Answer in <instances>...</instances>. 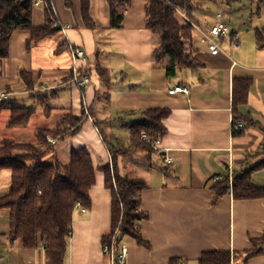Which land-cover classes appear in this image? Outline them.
Masks as SVG:
<instances>
[{
  "label": "crops",
  "instance_id": "0c3cea01",
  "mask_svg": "<svg viewBox=\"0 0 264 264\" xmlns=\"http://www.w3.org/2000/svg\"><path fill=\"white\" fill-rule=\"evenodd\" d=\"M51 2L58 32L29 45L31 33L16 31L0 75V92H9L8 101L33 102L37 107L35 98L40 93L49 96L51 111L37 108L25 129L9 128L10 112L0 111V143L20 141L35 117H46L49 126L36 127L30 141L39 129L56 128L65 115L81 117L86 111L88 119L80 132L55 149L60 162L67 165L72 149L86 147L100 168L112 163L106 129L116 140L114 152L129 149L130 126L144 121L149 110H166L160 150L118 158L124 174L147 184L140 206L147 218L140 226L149 246L127 237L123 242L129 249L126 264H200L205 254L215 252L230 253L232 264H264V198L237 200L232 192L217 198L212 183L215 176L230 171L234 176L264 163V3L235 0L227 5L229 11H224L225 5L211 15L198 11L197 26L205 31L216 14L224 12L240 47L235 49L227 39L220 44L222 51L212 52L195 29L197 57L205 68L185 70L169 79L153 61L157 38L146 27L149 0H131L120 29L110 28L107 0H91L94 29L85 25L80 0H70L72 8L66 0ZM45 22V7L39 5L33 26L39 28ZM73 47L83 49L89 58L87 64L76 65L79 72L88 68L92 80L84 90L74 83ZM93 54L97 55L94 65ZM99 67L109 72L110 82L105 83ZM23 74L31 77L36 97ZM246 83L248 94L241 101L238 92L244 91ZM177 86L188 88L189 94L170 95L169 90ZM239 123L244 128L237 129ZM121 130L126 144L117 138ZM169 156L174 163H165ZM96 175L93 207L85 213L82 208L75 211L64 264H109L103 237L111 232L112 196L104 173L97 170ZM251 180L264 189V166L252 173ZM10 186L11 172L3 171L0 198ZM255 248L261 252L251 255ZM0 264H50L42 248L27 250L20 241L11 242L7 211L0 213Z\"/></svg>",
  "mask_w": 264,
  "mask_h": 264
},
{
  "label": "trees",
  "instance_id": "16d2710c",
  "mask_svg": "<svg viewBox=\"0 0 264 264\" xmlns=\"http://www.w3.org/2000/svg\"><path fill=\"white\" fill-rule=\"evenodd\" d=\"M80 1L85 25L94 29L96 24L91 17V0ZM212 1L215 0H149L146 27L157 38L153 61L166 71L169 79L185 70L205 68L197 57V31L190 22L198 25L196 13L203 11L204 5ZM234 1L217 2L232 5ZM258 1L264 3V0ZM107 2L110 28H122L131 0ZM36 3L45 7L46 22L39 28L33 26ZM66 5L72 8L70 0H66ZM56 26L51 0H0V75L2 63L9 56L10 39L16 31H29V45H32L55 35L58 32ZM86 69L80 71L90 76ZM98 71L105 83L110 82L107 70L99 67ZM23 78L34 95L31 77L23 74ZM248 89V83L244 85V91L239 89L241 101L248 94ZM6 93L9 94L8 91ZM36 95L37 107L19 106L8 100L0 102V111L10 112L9 128H27L37 108L47 113L51 111L49 96ZM168 114L166 110L147 111L144 121L130 126L131 147L116 152L110 147L112 163L100 168L95 167L86 147L72 149L67 165L60 162L55 149L58 143L80 132L88 119L86 111L81 117L65 115L54 129H39L34 141L3 140L0 143V174L11 172V186L9 193L0 198V213L8 212L11 242L20 241L27 250L42 248L50 264H64L68 242L73 234L74 213L78 208L92 209L91 191L96 185L99 170L104 173L105 186L112 196V227L110 234L103 237V246L112 244L114 240L119 245L127 237L135 239L140 246H149L142 238L140 226V222L147 218L140 207L141 194L147 189V184L142 179L124 174L118 158L119 155L125 157L137 152H157L140 137L142 133H147L162 138L166 134L162 120ZM48 138L57 140V144H51ZM262 166L264 163L235 174L232 182L226 179L215 184L217 198L232 192L237 200L263 199L264 189L255 187L251 180L252 173ZM259 252L255 248L251 255ZM200 264H232V258L226 252L208 253L201 258Z\"/></svg>",
  "mask_w": 264,
  "mask_h": 264
},
{
  "label": "built area",
  "instance_id": "2783aa9c",
  "mask_svg": "<svg viewBox=\"0 0 264 264\" xmlns=\"http://www.w3.org/2000/svg\"><path fill=\"white\" fill-rule=\"evenodd\" d=\"M40 3H36V7L39 6ZM225 14L224 12H219L215 16L214 23L208 28V30H202L200 29L196 24L190 22V24L197 29L201 35L203 36L205 43L207 44L208 48L212 52H218L222 51L221 43L226 41L227 39L232 40V46L235 49H238L240 47L239 45V39L237 35H232L229 29V26L226 24L224 20ZM72 56L73 60L75 62V70H74V83L77 87L81 89H85L87 86H89L92 83L91 77L88 74H84L82 72H79L77 70V64H87L89 62V58L86 54V52L78 47L72 48ZM170 95H176V94H189V89L182 86H177L169 90ZM9 94L6 92L0 93V102H4L8 100ZM244 128V125L239 123L237 124V129ZM141 140L144 141L146 144L154 148L155 150H160L162 145V138L158 137L155 134H147L142 133ZM48 141L56 145L57 140H54L52 138H48ZM175 160L173 157H166L165 163L166 164H172ZM229 179L231 182L233 181V173L230 171L226 175L223 176H215L212 178V183L217 184L219 182H223L224 180ZM83 212L85 213L86 210L83 209ZM129 249L126 244L121 243L119 245L116 244L115 240L110 245L103 246V253L105 256L109 259V264H126L127 256H128Z\"/></svg>",
  "mask_w": 264,
  "mask_h": 264
},
{
  "label": "rangeland",
  "instance_id": "374dc122",
  "mask_svg": "<svg viewBox=\"0 0 264 264\" xmlns=\"http://www.w3.org/2000/svg\"><path fill=\"white\" fill-rule=\"evenodd\" d=\"M217 1L218 0H215V1H212V2L204 5L203 12H206L209 15L215 14L217 11H219L220 9H222V8H220L221 5H225V6H223L224 11H226V10L229 11V9H230L229 7L230 6H227L226 4H220ZM237 1L239 2L240 0H237ZM198 16H199V13H198ZM96 56H97L96 54L90 55V60H91V62H92L93 65L96 63ZM12 103L17 104L19 106H25V107H33L34 106L33 102H31V103L28 102V104H27V102L26 103L25 102H21L20 100H18L17 102L15 100H12ZM38 126H40V127L49 126V121L44 116L43 117H40V116L39 117H35V119L32 122L30 128L28 130L24 131V133L19 136L20 141H30L32 139V137H33V133L31 134V132H33V130L36 127H38ZM124 132L125 131H122V130L120 132H117V138L121 142H123L124 144H126L127 143V138L125 137ZM104 133H105L104 134L105 135L104 138L107 141V145L109 147H111L112 149H113V147H116L117 145H116V142H115L116 141L115 138H113L112 136L109 135V132H108L107 129L105 130ZM24 138L26 140H23Z\"/></svg>",
  "mask_w": 264,
  "mask_h": 264
}]
</instances>
